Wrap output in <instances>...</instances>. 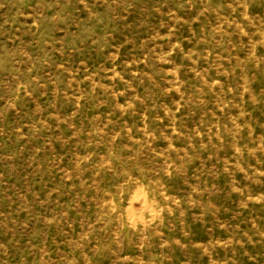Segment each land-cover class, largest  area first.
I'll use <instances>...</instances> for the list:
<instances>
[{"label": "rangeland", "instance_id": "rangeland-1", "mask_svg": "<svg viewBox=\"0 0 264 264\" xmlns=\"http://www.w3.org/2000/svg\"><path fill=\"white\" fill-rule=\"evenodd\" d=\"M0 264H264V0H0Z\"/></svg>", "mask_w": 264, "mask_h": 264}]
</instances>
